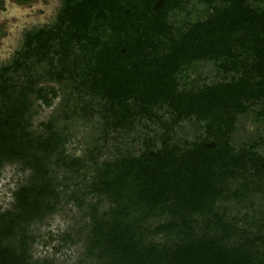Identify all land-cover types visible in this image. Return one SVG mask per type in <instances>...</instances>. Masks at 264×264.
<instances>
[{"label":"trees","instance_id":"1","mask_svg":"<svg viewBox=\"0 0 264 264\" xmlns=\"http://www.w3.org/2000/svg\"><path fill=\"white\" fill-rule=\"evenodd\" d=\"M22 35L0 65V167L22 174L0 264H68L34 256L63 207L80 214L53 245L77 248L69 264H264V136H235L250 115L264 128V0H60ZM199 63L217 78L190 79ZM58 98L65 121L34 122ZM85 123L97 135L69 153Z\"/></svg>","mask_w":264,"mask_h":264},{"label":"rangeland","instance_id":"2","mask_svg":"<svg viewBox=\"0 0 264 264\" xmlns=\"http://www.w3.org/2000/svg\"><path fill=\"white\" fill-rule=\"evenodd\" d=\"M60 4V0H30L28 3H17L14 0H4V9L0 10V65L8 63L15 50L19 47L22 40V34L25 30L32 27H38L54 19L56 9ZM198 74L201 76L206 75L208 81L216 79L215 68L211 63H199L195 69L191 71V78L196 77ZM58 98L51 107H43L38 109L34 114V122L47 119L53 115L57 120L64 122V114L62 110V103ZM37 109V108H36ZM93 122L95 123V120ZM72 122L76 120L72 119ZM243 127L239 128L235 136L239 139H246L249 137H256L258 134H263L264 128L258 127L257 123L253 120L252 116L243 117L241 119ZM73 124V123H71ZM78 126V124H75ZM78 133L72 143L67 147L69 153H81L84 147L91 143V137L97 135L96 128L90 124L85 123L78 128ZM259 130H262L258 133ZM145 132L144 129L138 128L134 133L124 135L118 140L122 147L130 146L136 148L139 146V140H135L137 133ZM197 129L190 121H182L180 127L177 128L176 138L192 140L197 134ZM113 133L107 137L105 144L108 148V155L114 152V146L119 145L116 141L111 139ZM135 138V139H133ZM107 154H105L106 156ZM22 174L14 165L4 163L0 167V209L6 208L11 203L12 190L16 187ZM79 213L76 211L68 210L67 207L61 208L53 214L51 218L46 219L45 223L37 224V233L41 235L43 240L48 239L47 232H51L56 238L49 243L39 242L34 245V256L40 257L44 253L53 252L60 261L64 263H73L77 258V248L73 245L62 246L60 252L53 249V245L61 243L58 236H61L64 230L70 231L69 227H74L76 221L79 219Z\"/></svg>","mask_w":264,"mask_h":264}]
</instances>
